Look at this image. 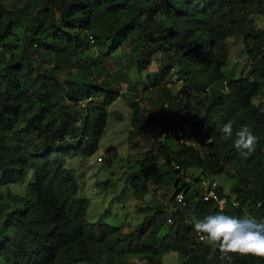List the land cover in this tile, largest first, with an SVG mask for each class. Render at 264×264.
Instances as JSON below:
<instances>
[{"label": "trees", "instance_id": "16d2710c", "mask_svg": "<svg viewBox=\"0 0 264 264\" xmlns=\"http://www.w3.org/2000/svg\"><path fill=\"white\" fill-rule=\"evenodd\" d=\"M256 16L264 18V0H0V264H163L172 252L182 264H228L198 241L194 223L216 214L264 223V28ZM231 37L250 64L238 77L224 73ZM122 96L132 111L129 143L150 147L124 173L144 204L134 227L90 222L91 200L66 166L97 152ZM228 121L233 135L224 139ZM245 125L260 138L247 158L234 146ZM166 130H182L185 142L161 143ZM117 157L111 147L103 164ZM223 174L235 181L229 191L219 185L229 199L220 210L203 200L201 183ZM24 181V193L12 189ZM158 192L164 200L145 204ZM177 192L187 206L174 210ZM231 264L264 257L233 254Z\"/></svg>", "mask_w": 264, "mask_h": 264}, {"label": "rangeland", "instance_id": "374dc122", "mask_svg": "<svg viewBox=\"0 0 264 264\" xmlns=\"http://www.w3.org/2000/svg\"><path fill=\"white\" fill-rule=\"evenodd\" d=\"M255 18L258 26L264 28V18L257 16ZM229 42L232 43L230 45L231 58L224 67V73L229 77L244 75L248 71L250 64L242 50L241 40L231 37ZM124 91L135 92L133 90L130 91L126 87H124ZM114 112L120 113L123 118L119 119L118 114L116 113L115 115ZM131 112V108L124 96L117 99L109 107L106 131L100 141L97 152L87 160L74 159L66 162L68 168L76 171L80 184V194L91 200L87 215L90 222L100 221L113 226L128 222L134 227L142 222L145 217V214L138 211V204L143 203L137 200L134 195V189L125 182L127 177L124 173L128 174L127 172L134 170L133 167L129 169L130 166L128 164L133 163L137 159H142L150 152V147L146 143L144 144V140H136L133 144L128 141L129 131L132 129ZM171 141V138H167L165 142ZM136 143L140 146L135 147ZM111 147L116 148L118 157L111 167H107L103 164L104 160L102 158ZM188 172L199 176L200 171L190 168ZM202 179L205 180L204 177ZM215 180L218 181L219 185L225 186L227 191H229L230 185L235 181L228 179L225 174L219 175ZM12 186V189L18 194L24 193L28 187V181ZM120 195H122V198L118 199ZM161 198H163V194L158 192L157 195L146 196L144 202L149 204L154 201H160ZM131 261L133 263L136 262L135 260ZM163 262L166 264H182L180 256L175 252L165 255Z\"/></svg>", "mask_w": 264, "mask_h": 264}, {"label": "clouds", "instance_id": "9594fccd", "mask_svg": "<svg viewBox=\"0 0 264 264\" xmlns=\"http://www.w3.org/2000/svg\"><path fill=\"white\" fill-rule=\"evenodd\" d=\"M167 131H172L175 136L162 138L163 133ZM179 131L182 130L163 131L161 135H158V141L170 146L171 142L166 143L165 141L167 138H171L172 142H175L174 144H182L185 142L184 132L182 131L183 136L178 138L177 133ZM221 131L224 133V139L231 138L233 123L228 121L223 125ZM235 136L234 146L241 152L242 156L247 158L256 151L260 138L248 126H242L236 131ZM212 139L209 137L208 142L211 143ZM214 180L205 179L201 184ZM178 199L182 200V197H178ZM258 206L260 205L258 204ZM194 229L199 234V239L202 242L208 241L213 251L218 250L220 258L227 260L228 264H231L233 254H251L257 258L264 257V223H258L254 218L238 219L224 214L209 215L202 221H196Z\"/></svg>", "mask_w": 264, "mask_h": 264}, {"label": "built area", "instance_id": "2783aa9c", "mask_svg": "<svg viewBox=\"0 0 264 264\" xmlns=\"http://www.w3.org/2000/svg\"><path fill=\"white\" fill-rule=\"evenodd\" d=\"M172 136H175V134L172 131H167L163 133L162 138L172 137ZM182 136H183V132L179 131L177 133V137L181 138ZM218 187L219 185L216 180L204 182L201 186L202 197L204 201H214L220 210H225L229 205V199L226 196L219 194ZM178 197H182V200L178 199ZM173 199H174V204L176 205L173 206L174 210H177V207L180 209L187 206V201L183 192L175 193ZM232 205L233 207H238L239 202L233 201ZM168 222L173 223V219L169 218ZM198 241H201L199 239V234H198Z\"/></svg>", "mask_w": 264, "mask_h": 264}, {"label": "crops", "instance_id": "0c3cea01", "mask_svg": "<svg viewBox=\"0 0 264 264\" xmlns=\"http://www.w3.org/2000/svg\"><path fill=\"white\" fill-rule=\"evenodd\" d=\"M163 264H166V263L163 262Z\"/></svg>", "mask_w": 264, "mask_h": 264}]
</instances>
